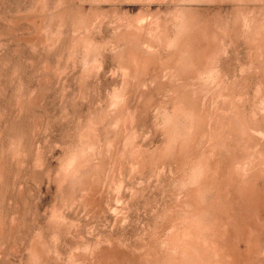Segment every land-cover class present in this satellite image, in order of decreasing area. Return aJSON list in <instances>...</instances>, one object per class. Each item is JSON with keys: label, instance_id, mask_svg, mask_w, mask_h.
<instances>
[{"label": "rangeland", "instance_id": "obj_1", "mask_svg": "<svg viewBox=\"0 0 264 264\" xmlns=\"http://www.w3.org/2000/svg\"><path fill=\"white\" fill-rule=\"evenodd\" d=\"M0 264H264V0H0Z\"/></svg>", "mask_w": 264, "mask_h": 264}]
</instances>
